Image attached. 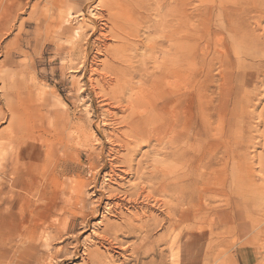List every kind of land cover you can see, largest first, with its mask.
<instances>
[{
  "label": "rangeland",
  "instance_id": "374dc122",
  "mask_svg": "<svg viewBox=\"0 0 264 264\" xmlns=\"http://www.w3.org/2000/svg\"><path fill=\"white\" fill-rule=\"evenodd\" d=\"M17 1L20 2L18 5L19 7L12 6L11 0H0V146L2 147H0V153L10 145V135L14 139L15 144L11 143V145L19 148L21 154L25 147L32 145L30 142L34 144L33 136H40L48 145L54 146L55 148L58 147L59 149L54 152L53 156L50 154L47 155L46 158L50 161L49 164L51 163L50 165L48 164L49 171L54 172L55 175L59 177V179L55 178L54 182L58 180L63 184L64 194H58L59 196L55 195L56 189L52 186V188L47 190V194H35L34 201L31 199L30 205L28 206L26 204L29 201L26 203L25 201L24 203L17 202L19 193L27 194L25 188L22 186V183L27 180V178L23 177L21 179L18 188L12 193V195L16 196L12 202L15 212L13 221L16 222L14 226L18 223V225H20L22 221L25 220L23 223L27 222L29 225H33V223L38 224L40 229L38 227L35 238L29 242L26 238L20 240L18 236V238L15 236L17 235L16 232L22 229H18L17 227L14 232L15 235L13 234L11 239L9 237L7 242L3 240L0 218V243L2 245H0V264H15L18 263L17 261L20 258L19 261H21V264H88L87 258L89 253L96 254L99 261L102 260L103 257L113 255L112 253L105 252L103 249L104 252L99 250L97 246L95 247L94 243L97 242L96 239L103 234V231L109 223L117 222L119 224L121 222L110 217L112 215L107 211L109 209L108 207H112L115 203L119 202L122 203L120 211H123L122 213L126 219H137V217L139 218V214L141 216V214L146 212L145 214L150 215L152 212L151 214L156 216L157 219L160 218V225H166L167 228H171V230L163 229L162 232H157V235L149 239L148 242L145 241V244L137 237L122 238V236H118V239L122 242V246L131 247V249L135 248V251L146 253V256L149 258L145 259V263H150L151 259H155L156 261L150 264H264V0H189L190 3L188 0L178 1L177 7L180 11L177 9L176 14L179 16L178 29L182 31H178L179 40L177 41L178 44L176 48V65L178 66L175 65L177 74H175L174 85H177L175 87V93H187V96H192L194 102V128L201 132L197 140V144H200H196L197 147L195 145L196 149L194 148V151L196 152L192 153L191 156L193 167L197 169V171L193 172L195 174V177H193L195 182L191 180V182L187 181L185 183L186 187L193 186L191 189H188V192L193 191L192 195L196 199L193 198L192 202L194 205L191 203L192 206L184 205L175 210L171 205V200L174 198L170 196L176 193L167 192V194L165 192L166 195L163 194L160 196L162 201L158 198L159 195L154 196L153 194L152 196L160 201L161 207H156V210L151 209V211L146 209L145 206H139L137 209L132 207L134 203H132L131 200L134 199V195L140 184H137V181L140 182L137 178H140V175L142 177H144V175L145 177L152 176L156 173L159 175L162 170H167L168 167L170 168L171 164L178 167L181 166L177 163V160H180L179 156L176 159H168L165 157L167 149H162L166 147L169 148L170 145L168 143L174 141V135L167 134L166 132L152 137L153 134L151 133V129L156 125L153 124V121H150L149 126L145 128L141 137H139L140 139H134L133 142H131L128 141L129 139H124V136L119 133L121 131L120 129L123 128H121V125H117V122L123 119L122 116L124 115H121L122 113L120 110L127 106L128 99H135V94H138L137 92H141L142 90L146 92L149 90L150 94L144 93V96L152 95L154 98L161 97L162 94L169 93V90H171V80L162 79L160 81L161 83H158L159 87H153L155 91L152 92V83L154 81L155 84H157L156 80L148 78L143 82V80L140 81V79L134 75V69H137L140 60L139 57L146 55V52L143 51L144 48L139 47L138 50L130 49L131 46H127V43H124L127 47L125 45L123 46V50L125 51L123 55L121 54V57L120 54L118 57L120 60L124 57L123 63H125L126 60L129 61L126 62L127 64L125 63L121 66L122 69L119 70L120 72L110 69L111 71L107 70V74L108 78L116 76L115 78L121 79L118 81L120 88L128 87V90H130L128 91L129 93L126 91L124 94V91L120 92L119 90L120 93L115 94L113 90H107V85L99 83L101 82L99 79L102 76H100V74L105 73L104 71L107 69L106 67L104 68L103 63L106 62L112 68L120 65L108 61L107 57L104 56L105 52L103 51L102 43H100L103 40L99 36L97 37L99 33L95 31V25L92 22L95 17L94 14L99 15V5L103 0ZM161 2L165 3V0H161ZM184 2L188 4L186 5ZM163 3L160 4L162 5ZM150 4L153 8L155 7V3L152 0H150ZM163 9L165 10H162L160 14L161 20L167 17V10L169 13V9H167L166 6H164ZM189 10H191L192 13ZM136 12L138 13L139 11ZM148 17L151 21L149 24H146V26H151L152 31H146V29H143L144 27L142 28L143 30H140L143 26L140 23H136L139 25L135 24V27L142 32L141 34L139 32L140 35L138 36L142 38H140V40L143 43L145 41V45L149 44L156 46L162 38V28L160 27L162 25L158 22L159 16L157 12L151 11ZM6 18L7 21H5V24L4 19ZM184 23L186 24L183 26ZM154 24L159 25L156 28ZM164 33L168 34L169 30L167 29ZM131 38L132 37H130V39ZM165 42L163 46L157 47L160 53L156 57V60L152 62L153 64L150 65L151 68L149 67L150 69H148L150 72H157L161 67H166L165 69L170 67V56H168V53L170 52L169 48L171 41L169 42L166 40ZM110 43L112 49L118 48L121 45L115 41ZM161 52L164 54H161ZM134 55L136 57H134ZM160 58L163 60H160ZM135 61L136 64H134ZM161 61H163L162 63L165 65L161 66ZM129 62L131 65L133 64V68H131V65L124 66L129 65ZM112 64H114L115 67H113ZM158 64H160L159 68ZM90 66L97 70V75L92 71L94 69L90 68ZM128 67L132 70L130 71ZM99 70H101V72ZM112 71L117 74L115 73V76L110 74ZM88 73L94 76L92 82L89 81L91 76ZM119 74H123V78H121L122 76ZM176 78L177 81H175ZM96 80L99 82H96ZM187 80L190 82L188 83ZM93 82L98 86L95 87ZM89 83L92 84V88ZM124 84L127 85L125 86ZM129 87L132 88L129 89ZM190 93L191 95H189ZM118 95L120 102L117 104ZM111 97L114 99L112 100ZM168 98H170V96H168ZM116 104L117 106H115ZM160 107L161 104H159L157 108L159 109ZM172 109L176 111V106ZM115 117L122 118L116 119ZM97 128L100 132L96 131ZM211 128L214 130L212 131ZM179 131L177 130L176 133H179ZM205 131L211 135L213 134L215 137L212 135L209 140L208 136L203 133ZM47 132H50V134ZM64 133L66 136L67 134L70 137L72 136V138H69L72 140L68 144H66V138L58 137V134ZM147 133H150V136ZM110 134L115 135L111 136ZM24 135L26 136V141ZM162 137L164 139H162ZM110 138L112 140H110ZM158 138L160 139L159 141ZM162 140H164V142ZM138 141L142 144H144V142L147 143L144 145L139 143V145ZM207 142L212 144L215 142L214 146L218 148L212 147V144H208ZM21 143H23V145ZM127 143L128 145L131 144L133 147L130 145L126 148L125 146ZM152 144H154V147ZM11 145L9 147H11ZM201 145L202 147H200ZM37 147L38 145H35L34 148H30L31 150L28 154L22 155V158L26 156V159L29 156L27 160H24V164L28 167L33 166V164L36 163L35 161L42 163L40 157L47 154L46 146L42 147L43 151ZM157 148L162 150L159 149L160 151L157 152L154 150ZM34 149H38L39 151L37 150L35 152ZM66 150H68V152ZM198 151L200 152L197 153ZM30 154H33V157H31ZM118 154L119 157L117 156ZM5 156L4 159L6 160L2 159L0 161V180L2 181L0 182V217L5 212V207H3L4 205L2 204L3 195L8 193V195L11 196L9 194L10 185H7L12 183V175L10 172V174L1 172V166L9 165L13 158L7 155ZM37 156L39 160H37ZM148 156H150V158ZM187 157L185 156V159H187ZM152 158L154 161H152ZM211 158L221 159L220 163L214 162L215 160ZM114 161H116V164ZM62 162L63 164H61ZM131 162L133 163L131 164ZM194 162L197 163L195 164ZM146 163L147 165H145ZM103 165L104 167H102ZM157 165H160V167ZM204 166H206L207 169ZM75 167L77 168L76 171ZM110 169L111 171H109ZM124 169L125 171H122ZM144 169H147V172L153 170V172L156 171V173L151 171L152 174L149 172V175ZM139 171L143 172L140 173ZM205 171L207 173H205ZM145 172L148 175H146ZM51 175L53 176V173H51ZM112 177L115 178L113 179ZM135 177L136 179H134ZM144 181L145 182L142 181L143 184L145 183L149 187V189L147 187V191L151 193V191H153L152 182L148 183L150 181L145 179ZM213 182L216 183L214 184ZM85 185L86 188H84ZM218 187L221 188L219 189ZM193 188L195 190H193ZM72 189L73 191H71ZM124 189L127 191L125 192ZM98 190L104 191H102V193ZM48 191L50 192L48 193ZM109 192L114 193V195L118 193L120 197L116 196L112 201L111 199L107 200L105 198L107 194L105 193ZM201 192L204 193L202 194ZM47 195L51 196L47 198ZM125 196H128L127 199H125ZM129 196L131 198H129ZM162 196L164 200L168 202L166 201L165 203ZM73 197H75L74 201H72ZM200 198H202V201ZM35 199L37 201H35ZM77 200L81 204L78 203ZM148 200L149 201L146 202L148 206L152 205L153 207L154 201L152 200L154 199ZM208 200H211V202ZM99 201L102 202L101 207H99ZM163 202L165 203L164 206L162 205L164 204ZM207 203L211 204V206ZM52 204H55L56 207L55 205L53 207ZM106 204L112 205L108 206ZM166 204H168L167 207ZM49 208L50 210H48ZM140 211L142 212L140 213ZM187 211L191 217L192 215L193 217L197 216V219L194 217V220H192L193 222H187V220L182 217V215H186ZM170 223H175L178 228L174 231L173 228L170 227ZM198 223L201 227L197 226ZM87 224H89V226H87ZM187 230L190 231V234L187 233ZM198 230L200 231L198 232ZM228 230L230 236L227 234ZM43 233L46 234L44 235ZM50 233H52V235ZM42 234L43 238L41 239L40 237ZM187 234L188 237L186 236ZM113 236L114 235H110V237ZM156 240L160 241L159 247L156 245ZM196 240L197 242H195ZM176 242L178 244H176ZM191 242H194L193 245ZM25 243H27V245ZM127 243L128 245L130 243V245H126ZM76 245L78 249L80 248L79 257L75 256V251L77 249ZM122 248L123 247H121V249ZM191 249L193 250L191 251ZM205 249H207V251ZM157 250L163 252L162 257L150 258L152 252H156ZM118 252L120 251L118 250ZM23 253L26 254L23 255ZM129 253L126 254L127 256L124 255V258L127 259ZM188 254L191 256L189 255L190 257H188ZM13 255L15 257H13ZM116 258H118V260H116ZM124 258L116 254L114 264H122ZM159 260H161V262Z\"/></svg>",
  "mask_w": 264,
  "mask_h": 264
},
{
  "label": "bare ground",
  "instance_id": "6f19581e",
  "mask_svg": "<svg viewBox=\"0 0 264 264\" xmlns=\"http://www.w3.org/2000/svg\"><path fill=\"white\" fill-rule=\"evenodd\" d=\"M154 3H155V7L153 8V6L150 4V0H103V2L99 5L100 7V9L98 10L99 11V15L98 14H94L95 15V17H94V19L92 20V22L94 23V25H95V31H97L99 34L97 35V37L99 36L103 41L102 42H100V43H102V48H103V51L105 52H103L105 55L104 56H106L107 57V59H108V61H110V62H112V63H114L115 62V64L116 63H118V64H120V65H118V66H114V64H112L113 65V67H115V68H112L110 65H108L106 62V65H105V63H103L104 64V68L106 67L107 69L104 71L102 68H100V69H102L105 73H103V74H100V81L101 82H99V81H97L96 80V82H99V83H103V85H107L108 87H107V90H113V92H115V94L117 93V94H119L120 92H122V91H124V94L126 93V91L128 92V91H130V90H128V87H123V88H120V86H119V82L118 81H120L121 79H118V78H115L116 76V72L117 71H119V70H121L122 69V65L123 64H125L126 62H128L126 59V62L125 63H123V59H124V57H123V59H119V57H118V55L120 54V57L123 55V52L125 51V50H123V46L125 45L126 46V44H124V43H127V46H131L130 47V49H139V47H143L144 49H143V51H145L146 53V55L144 56H141V57H139L140 58V60H139V63H138V67H137V69L135 70L134 69V71H135V73H134V75H136L139 79H140V81L141 80H143V82H144V80H147L148 78H150V79H153V80H156V82H157V84H155V82L153 81V86H152V92H154L155 91V89H153V87H155V88H158L159 87V82L163 79V80H165V79H169V81L171 80L172 81V83H171V81H170V86H171V90H169V93H164V94H162V96L161 97H158V98H154V97H152V95H143L144 93H149V90H148V92H146L145 90H142L141 92H137L138 94H135V96H134V98L135 99H128V101H127V106L126 107H124V106H122V107H124V108H122L121 110H120V112L122 113L121 115H124V116H122L123 117V119H122V121H120V122H117V125H121L122 127L121 128H123V129H120L118 132L120 133V134H122L123 136H124V139L126 138V139H129L128 141H131V142H133V140L134 139H140L139 137H141V135H142V133H143V131L145 130V128L146 127H148L149 126V124H150V121H153V124H155L156 126L155 127H153V129H151V128H148V129H151L152 131H151V133L153 134L152 135V137L153 136H157V135H159V134H162V133H166L167 132V134H173L174 136H173V138H174V141H170V140H168V141H170V143H168L170 146H169V148H162V149H167L166 150V152H165V157H167L168 159H170V158H177L178 156L180 157V160H177V163H179L181 166L180 167H178V166H175V165H172L171 164V166H170V168L168 167V169L167 170H162L161 171V173H159V175H157L158 173H156V171L155 172H153V170H151L153 173H156L155 175H152V176H147V177H145V175H144V177H142L141 175H140V178H137V179H139V181L140 182H138L137 181V184H139L138 185V190L136 191V193H135V191H134V193H135V195H134V193H133V195L135 196L134 197V199H132L131 200V202L132 203H134V205L132 206L134 209H137L139 206H145V208L146 209H149L150 211H151V209H155L156 207L158 208V207H161V203H160V201H158V199H156L154 196L155 195H159L158 196V198L161 200V198H160V196L161 195H163V194H165L166 195V193L167 192H172V193H176L177 194V196H176V194L175 195H173V196H170V197H173L174 199L173 200H171V205H172V207H174L175 208V210L177 209V208H181V206H184V205H190V206H192V204L191 203H193L192 201H193V198H195V197H193V195H192V192H188V189H191V187H193V186H191V187H186L185 186V183L187 182V181H190L191 182V180L192 181H194V179H193V177H195V174L193 173L194 171H197V169H195V167H193L194 165L192 164V160H191V156H192V153H194V152H196V151H194L196 148H195V145L197 144V140H198V136L201 134V132H199V130L197 131V130H195V128H194V111H193V99H192V96H187L186 94H182V93H175V87L177 86H175L174 84V79H175V74H177V68L175 67V65H176V59H177V51H176V48H177V41L179 40L178 39V31H182L181 29H178V18H179V16H177L178 14H176V10L178 9V1L179 0H165V3H163V2H161V0H152ZM189 1V0H188ZM183 2V1H182ZM186 2V1H185ZM184 2V3H185ZM19 3L20 2H18L17 0H11V5L12 6H17V7H19L18 5H19ZM160 3H163L162 5L160 4ZM180 3V2H179ZM189 3H190V1H189ZM90 4V3H89ZM186 4V3H185ZM188 4V3H187ZM186 4V5H187ZM21 5V4H20ZM182 5H183V3H182ZM191 5H192V3H191ZM190 5V6H191ZM164 6H166L167 7V9H169V13H168V10H167V19L166 18H163V20H161L160 19V14H161V12H162V10H165V9H163V7ZM181 6V5H180ZM185 6V5H184ZM30 7V6H29ZM183 7V6H182ZM184 8V7H183ZM183 8H182V11H183ZM186 8V7H185ZM189 8V7H188ZM187 8V9H188ZM8 9V8H7ZM85 9V8H84ZM190 9V8H189ZM6 11H8V10H6ZM136 11H139L138 13L136 12ZM151 11H155V12H157V14H158V18H159V23H160V25H162V26H160L162 29V31H161V35H162V38H161V40H160V42L159 41H157V42H159L158 43V45H154V46H152V45H145L144 43H145V41H144V43L140 40V38H139V36L138 35H140L142 32L140 31V30H143V29H146V31H150L151 29H152V27L151 26H146V24H149L150 23V21H151V19L148 17V14L151 12ZM178 11H180V9H178ZM189 11H191V10H189ZM188 11V12H189ZM9 12V11H8ZM164 12V11H163ZM98 13V12H97ZM135 13H136V15H135ZM187 13V12H186ZM191 13H192V11H191ZM4 14H5V12H4ZM180 14H181V12H180ZM6 15V14H5ZM153 15H155V14H153ZM188 15V14H187ZM193 15V14H192ZM183 16V15H182ZM184 16H186V15H184ZM189 16V15H188ZM187 16V17H188ZM181 17V16H180ZM9 18V17H8ZM97 19V20H96ZM189 19V18H188ZM9 20V19H8ZM153 20H155V19H153ZM184 20H187V19H184ZM5 21H7V18L6 19H4V23H5ZM183 21V20H182ZM188 21V20H187ZM186 21V22H187ZM157 22V21H156ZM183 22H185V21H183ZM8 23H9V21H8ZM136 23H140L141 25H143L141 28H140V30L139 29H136V27H135V24ZM181 23V22H180ZM6 24V23H5ZM4 24V25H5ZM153 24V23H152ZM186 23H184L183 24V26L185 25ZM136 25H139V24H136ZM154 25H156V24H154ZM159 25V24H158ZM158 25H156V28H157V26ZM144 27V28H143ZM180 27V26H179ZM2 28V27H1ZM143 28V29H142ZM154 28V27H153ZM155 28V29H156ZM180 28H182V27H180ZM190 28V27H189ZM169 30V33L167 34H165L164 33V31H166V30ZM160 30V29H159ZM187 30V29H186ZM185 30V31H186ZM189 30V29H188ZM94 31V30H93ZM94 31V32H95ZM152 31V30H151ZM156 31V30H155ZM184 31V30H183ZM9 32V31H8ZM8 32H6V33H8ZM139 32H140V34H139ZM145 32V31H144ZM5 33V32H4ZM91 33V32H90ZM154 33V32H153ZM157 33V32H156ZM181 33V32H180ZM190 33V32H189ZM148 34H149V32H148ZM143 35V34H142ZM158 35V34H157ZM2 36V35H1ZM147 36H149V35H147ZM150 36H151V34H150ZM190 36V35H189ZM3 37H4V34H3ZM95 37V36H94ZM96 37V38H97ZM130 37H132L131 39H133V40H131L130 39ZM145 37V36H144ZM191 37H192V34H191ZM147 38V37H146ZM149 38V37H148ZM142 39V38H141ZM171 41V45H170V52L168 53L169 55L168 56H170V59H169V64H171L170 65V67L169 68H167V69H165L166 67H161L160 68V70H158L157 72H155L154 70H152V71H154V72H150L148 69H150L151 67H150V65H152L153 63L152 62H154L155 60H156V57L158 56V54L160 53V50H158V48L157 47H160V46H163L166 42L165 41ZM113 41H115V42H118V44L120 45L118 48L116 47L115 49H112V45H111V43L110 42H113ZM125 41V42H124ZM154 41V40H153ZM152 41V42H153ZM147 42H148V40H147ZM180 42V41H179ZM149 43V42H148ZM115 44V43H114ZM117 44V45H118ZM157 44V43H156ZM116 45V46H117ZM126 46V47H127ZM181 46V45H180ZM165 47V46H164ZM85 48V47H84ZM156 48V49H155ZM179 48V47H178ZM124 49H125V47H124ZM154 50H155V52H154ZM168 50V49H167ZM177 50H179V49H177ZM102 51V50H101ZM129 51V50H128ZM142 51V50H141ZM143 51H142V53H143ZM162 51V50H161ZM166 51V50H165ZM78 52V51H77ZM99 52H100V50H99ZM140 52V51H139ZM138 52V53H139ZM168 52V51H167ZM137 53V54H138ZM141 53V52H140ZM141 53V54H142ZM122 54V55H121ZM125 54V53H124ZM135 54V53H134ZM161 54H164L163 52H161ZM160 54V55H161ZM167 54V53H166ZM125 55H127V54H125ZM140 55V54H139ZM154 55V56H153ZM179 55V54H178ZM104 56H102V57H104ZM131 56V55H130ZM133 56V55H132ZM180 56V55H179ZM89 57V56H88ZM129 57V56H128ZM134 57H136L135 55H134ZM134 57H132L133 59H135ZM183 57V56H182ZM186 57V56H185ZM130 58V57H129ZM164 58V57H163ZM96 59V58H95ZM132 59V60H133ZM166 59H167V57H166ZM166 59H164V60H166ZM188 59V58H187ZM253 59V58H252ZM94 60V59H93ZM92 60V61H93ZM106 60V59H105ZM136 60H138V59H136ZM158 60V59H157ZM160 60H163V59H161L160 58ZM179 60V59H178ZM90 61V60H89ZM97 61H98V59H97ZM163 61H161V63H162ZM96 63V62H95ZM158 63V62H157ZM156 63V64H157ZM165 63V62H164ZM83 64H84V62H83ZM127 64V63H126ZM134 64H136V61H135V63ZM167 64H168V62H167ZM168 64V65H169ZM177 64H178V61H177ZM117 65V64H116ZM131 64H130V62H129V65H124V66H130ZM159 66H158V68L160 67V64H158ZM163 65H165V64H161V66H163ZM101 66V65H100ZM99 66V67H100ZM154 66V65H153ZM167 66V65H166ZM176 66H178V65H176ZM150 67V68H149ZM90 68H92L91 66H90ZM129 68V67H128ZM131 68H133V64L131 65ZM134 68H135V66H134ZM92 69H94V70H92ZM91 70L94 72V73H96L97 72V70H95V68H92ZM97 69V68H96ZM113 70V71H116L115 73H113V71L112 72H110V74H113L115 77H112V78H108V71L107 70ZM125 69V68H124ZM110 70V71H111ZM129 70L131 71L132 69H130L129 68ZM157 70V69H156ZM100 72H101V70H99ZM107 71V72H106ZM178 71H180V70H178ZM87 72V71H86ZM91 72V71H90ZM89 72V73H90ZM92 72V73H93ZM99 72V73H100ZM120 72V71H119ZM129 72V71H128ZM127 72V73H128ZM88 73V74H89ZM98 73V72H97ZM97 73H96V75H97ZM131 73H133V72H131ZM179 74V73H178ZM90 75V74H89ZM92 75V74H91ZM90 75V76H91ZM119 75H121V74H119ZM123 75V74H122ZM121 75V76H122ZM127 75V74H126ZM99 76V75H98ZM177 76V75H176ZM180 76V75H179ZM82 77V76H81ZM121 78H123V76L121 77ZM165 78V79H164ZM178 78V77H177ZM177 78H176V80L175 81H177ZM93 79H94V76H91L90 77V80L89 81H93ZM116 79H118V80H116ZM5 80V79H4ZM189 80V79H188ZM187 80V82L189 83L190 81H188ZM88 81V82H89ZM124 81H126V80H124ZM152 81V80H151ZM130 82V81H129ZM133 82V81H132ZM149 82V81H148ZM147 82V83H148ZM163 82V81H162ZM125 83V82H124ZM161 83V82H160ZM169 83V82H168ZM93 84H95V82H93ZM132 84V83H131ZM143 84V83H142ZM177 84V83H176ZM5 85V84H4ZM89 85H91V88H92V84L91 83H89ZM100 85V84H99ZM125 86L127 85V84H124ZM128 85H129V83H128ZM148 85H150V84H148ZM147 85V86H148ZM96 86H98V85H96L95 84V87ZM102 86V85H101ZM130 86V85H129ZM142 86V85H141ZM163 86V85H162ZM165 87H167V86H165ZM6 88V87H5ZM90 88V87H89ZM93 88H94V86H93ZM104 88H105V86H104ZM132 87H129V89H131ZM164 89V88H163ZM119 90H120V92H119ZM151 90V89H150ZM165 90V89H164ZM166 90L168 91V89L166 88ZM176 90H177V88H176ZM189 90V89H188ZM187 90V91H188ZM93 91V90H92ZM108 92V91H107ZM112 92V91H111ZM151 92V91H150ZM177 92V91H176ZM129 93V92H128ZM158 93H160V92H158ZM97 94V93H96ZM114 94V95H115ZM150 94V93H149ZM155 94V93H154ZM112 95H113V93H112ZM172 95H174V96H172ZM189 95H191V93L189 94ZM100 96V95H99ZM109 96V95H108ZM116 96V95H115ZM131 96V95H130ZM168 96H170V98H172V99H170V98H168ZM216 96V95H215ZM114 97V96H113ZM124 97H125V95H124ZM184 97V98H183ZM116 98V97H115ZM111 99L113 100L114 98H112L111 97ZM123 99V98H122ZM229 99V98H228ZM103 100V99H102ZM117 100V99H116ZM111 101V100H110ZM118 102H120L119 101V95H118V101H117V104H118ZM123 102V101H122ZM115 103V102H114ZM113 103V104H114ZM126 103V102H125ZM14 104H15V102H14ZM104 104V103H103ZM117 104L115 105V106H117ZM159 104H161V107L158 109L157 107H158V105ZM5 105V104H4ZM17 105V104H16ZM109 105V104H108ZM174 106H176V111L175 110H173L172 108L174 107ZM7 107V106H6ZM120 107V106H119ZM116 109H117V107H116ZM113 110H114V108H113ZM9 111V110H8ZM109 111V110H108ZM112 111V110H111ZM17 112V111H16ZM119 112V111H118ZM9 113H11V112H9ZM109 115H111L110 113H108ZM113 115H114V113H113ZM211 115V114H210ZM29 116V115H28ZM26 117V116H25ZM110 117V116H109ZM114 117V116H113ZM121 117V118H122ZM226 117V116H225ZM116 118V117H115ZM118 119L120 118V117H117ZM116 118V119H117ZM120 118V119H121ZM2 119V118H1ZM115 119V120H116ZM98 120V119H97ZM264 120V119H263ZM18 122V121H17ZM103 123V122H102ZM105 123V122H104ZM113 123V122H112ZM200 123H202V122H200ZM69 125V124H68ZM103 125V124H102ZM106 125V124H105ZM75 126H76V124H75ZM70 128H71V126H70ZM214 128V127H213ZM32 129V128H31ZM212 129V128H211ZM225 129V128H224ZM177 130L179 131V133H176L177 132ZM214 129H212V131H213ZM218 130V129H217ZM223 130V129H222ZM28 131H29V129H28ZM77 131V130H76ZM97 132H100L99 131V129L97 128V130H96ZM103 131V130H102ZM147 131V130H146ZM209 131V130H208ZM219 131H220V129H219ZM18 132H19V130H18ZM51 132V131H50ZM50 132H47L48 134H50ZM78 132V131H77ZM147 132H149V131H147ZM211 132V131H210ZM32 133V132H31ZM115 133V132H114ZM204 134H206L207 136H208V138H209V140L211 139V137H212V135L210 134V133H207L206 131L205 132H203ZM34 134V133H33ZM36 134V133H35ZM73 134V133H72ZM77 134V133H76ZM79 134H80V132H79ZM109 134V133H108ZM148 134V133H147ZM150 134V133H149ZM148 134V135H149ZM178 134V135H177ZM220 134V133H219ZM218 134V135H219ZM223 134V133H222ZM26 135V134H25ZM24 135V137H25V141H26V136ZM52 135V134H51ZM74 135V134H73ZM111 136L113 135V134H110ZM115 135V134H114ZM113 135V136H114ZM121 135V136H122ZM175 135H177V136H175ZM118 136V135H117ZM150 136V135H149ZM149 136H147V137H149ZM164 136V135H163ZM214 136V135H213ZM221 136V135H220ZM223 136V135H222ZM34 137V144L32 143V142H30V140H29V142L32 144H30L31 146H29V147H25L24 149H23V151H22V154H21V150L19 149V148H16L14 145V139L12 138V136L10 135L9 136V138H10V141H11V143H13L14 145L12 146L11 145V143H10V145H11V147H9L10 145H8V148H5L4 150H3V152L2 153H0L1 154V156H0V161L2 160V159H4L6 156L5 155H7V156H10L11 158H13L11 161H10V163H9V165H6V166H1L2 167V170H1V172H3V173H5V172H7V173H11V175H12V183H11V180H10V183L11 184H8L7 182V186H9L10 185V187H9V194L11 195V196H9L8 195V193L7 194H5V195H3V197H2V204L4 205L3 207H5L4 209H5V212L2 214V216L0 217L1 218V232H2V236H3V240L4 241H7V239L10 237V239L12 238V235L14 234V232L16 231V229H17V227H18V229L19 228H22L21 230H18L16 233H17V235H15L16 237L18 236L19 238H20V240L21 239H27L29 242H31V240H33L34 238H35V236H36V231H37V229H38V227H39V225L38 224H34L33 223V225H29L27 222L26 223H23L25 220H23L22 221V223L20 224V225H16V226H14L15 224H16V222H14L13 221V219H14V214H15V212H14V206H13V204H12V202L14 201V197L16 198V196L15 195H12V193L14 192V190L16 189V188H18V185H19V183H21V179L23 178V177H26L27 178V180H25L23 183H22V186L25 188V190H26V192H27V194H22V193H19V195H18V197H17V202H23L24 203V201H25V203L26 202H28L26 205H30V200L31 199H33V201H34V196H36L35 194H42V195H44L46 192H47V190H49V188H52V186H54L55 187V189H56V192H55V195H58V194H60V195H62V194H64V186H63V184L60 182V181H56V182H54V180H55V178H57V179H59V177H58V175H55V173L54 172H51V171H49V168H48V164H49V162L50 161H48V159L46 158L47 157V155H54V152L55 151H57L59 148L58 147H54V146H51V145H48L47 143H46V141L45 140H43L42 139V137H40V136H33ZM58 137H60V138H66V144H68V143H70L71 142V140L72 139H69V138H72V136L70 137L68 134H67V136H66V134L64 133V134H58ZM102 137H104V136H102ZM110 137V136H109ZM108 137V138H109ZM215 137V136H214ZM28 138V137H27ZM46 138V137H45ZM107 138V137H106ZM113 138V137H112ZM122 138V137H121ZM151 138V137H150ZM168 138V137H167ZM18 139V138H17ZM22 139V138H21ZM51 139V138H50ZM149 139V138H148ZM155 139V138H154ZM162 139H164L163 137H162ZM213 139V138H212ZM215 139V138H214ZM217 139V138H216ZM23 140V139H22ZM108 140V139H107ZM110 140H112L111 138H110ZM142 140V139H141ZM160 139L158 138V141H159ZM166 140V139H165ZM24 141V140H23ZM28 141V140H27ZM109 141V140H108ZM125 141H127V140H125ZM144 141H146V140H144ZM148 141V140H147ZM163 142H164V140H162ZM167 141V142H168ZM207 141V140H206ZM217 141V140H216ZM8 142V141H7ZM17 142V141H16ZM21 142V141H20ZM61 142V141H60ZM110 142V141H109ZM135 142V141H134ZM166 142V143H167ZM199 142H201V141H199ZM204 142H205V140H204ZM210 142H212V141H210ZM208 143V144H212V143ZM219 142V141H218ZM217 142V143H218ZM73 143V142H72ZM119 143H121V142H119ZM140 143V141H138V144ZM142 143H143V140H142ZM142 143H140V144H142ZM147 143V142H146ZM145 142H144V144H146ZM221 143H222V141H221ZM224 143V142H223ZM4 144V143H3ZM2 144V145H3ZM18 144V143H17ZM22 145H23V143H21ZM24 144H26V143H24ZM139 144V145H140ZM144 144H142V145H144ZM155 144V143H154ZM154 144H152L153 145V147H154ZM200 143H198L197 145H199ZM206 144V143H205ZM214 144H215V142L212 144V147L214 146ZM219 144V143H218ZM37 146L38 145V147H39V149H41L42 150V147H44V146H46L47 148H46V153L47 154H45V155H42L40 158H41V160H42V163H38L37 161H35V159H34V161L36 162V163H34L33 164V166H31V167H28L26 164H24V160L26 159L25 157H23L22 158V155H24V154H28L29 152H30V148H34V146ZM118 145V144H117ZM131 144H129L128 145V143L126 144V148L128 147V146H130ZM150 145V144H149ZM151 145V146H152ZM162 145H163V143H162ZM162 145H160V146H162ZM197 145H196V147H197ZM221 145H223V144H221ZM70 146V145H69ZM132 146V145H131ZM136 146V145H135ZM165 146V145H164ZM1 147V146H0ZM4 147H5V145H4ZM7 147V146H6ZM37 147V148H38ZM124 147V146H123ZM124 147V148H125ZM133 147V146H132ZM200 147H202V145L200 146ZM216 146H214V148H215ZM2 148V147H1ZM0 148V149H1ZM72 148V147H71ZM195 148V149H194ZM199 148V147H198ZM197 148V149H198ZM216 148H218V147H216ZM45 149V148H44ZM67 149V148H66ZM116 149V148H115ZM118 149V148H117ZM160 149V148H159ZM158 148L157 149H154L155 151H157V152H159L160 150H162V149H160L159 150ZM202 149V148H201ZM38 150V149H37ZM37 150H35L34 149V151L36 152ZM69 150V149H68ZM68 150H66L67 152H68ZM102 150V149H101ZM121 150V149H120ZM129 150H131V149H129ZM199 150V149H198ZM39 151V150H38ZM43 151V150H42ZM41 151V152H42ZM111 151V150H110ZM114 151V150H113ZM60 152V151H59ZM61 152H63V151H61ZM89 152V151H88ZM125 152V151H124ZM132 152V151H131ZM130 152V153H131ZM140 152H141V150H140ZM200 151H198L197 153H199ZM38 153V152H37ZM117 153V152H116ZM121 153V152H120ZM138 153V152H137ZM163 153V152H162ZM202 153V152H201ZM200 153V154H201ZM34 154V153H33ZM32 154V155H33ZM112 154V153H111ZM110 154V155H111ZM155 154V153H154ZM185 154H187L188 155V157H187V155H185ZM31 155V154H30ZM31 155V157H33ZM71 155V154H70ZM102 155V154H101ZM132 155H133V153H132ZM159 155V154H158ZM163 155V154H162ZM204 155V154H203ZM36 156V155H35ZM72 156V155H71ZM75 156V155H74ZM118 157H119V154L117 155ZM147 156V155H146ZM157 156V155H156ZM185 156L187 157V159H185ZM199 156V155H198ZM207 156V155H206ZM29 157V156H28ZM28 157H27V159H28ZM30 157V158H31ZM49 157V156H48ZM111 157V156H110ZM109 157V158H110ZM113 157V156H112ZM123 157V156H122ZM121 157V158H122ZM130 157H131V155H130ZM134 157V156H133ZM145 157V156H144ZM149 158H150V156H148ZM159 157V156H158ZM158 157H157V159H158ZM200 157H201V155H200ZM211 157H212V155H211ZM36 158V157H35ZM105 158V157H104ZM114 158V157H113ZM148 158V159H149ZM197 158H199V157H197ZM206 158V157H205ZM207 158H209V157H207ZM10 159V158H9ZM26 159V160H27ZM52 159V158H51ZM112 159V158H111ZM115 159V158H114ZM124 159V158H123ZM200 159V158H199ZM211 159H213V158H211ZM258 159V158H257ZM4 160H6V159H4ZM21 160H23V161H21ZM37 160H39L38 159V156H37ZM40 160V161H41ZM67 160V159H66ZM129 160H132V159H129ZM160 160H161V158H160ZM197 160V159H196ZM202 160V159H201ZM205 160V159H204ZM213 160H215L214 162H219L220 163V160L221 159H213ZM8 161V160H7ZM33 161V160H32ZM62 161V160H61ZM103 161V160H102ZM109 161V160H108ZM108 161H106V162H108ZM111 161V160H110ZM138 161H139V159H138ZM141 161H143V160H141ZM147 161V160H146ZM152 161H154L153 160V158H152ZM166 161V160H165ZM206 161H207V159H206ZM205 161V162H206ZM44 162V163H43ZM58 162V161H57ZM76 162V161H75ZM75 162H73V163H75ZM115 162V164H116V161H114ZM114 162H113V164H114ZM137 162V161H136ZM149 162H151V161H149ZM155 162H157V161H155ZM158 162H160V161H158ZM261 162V161H260ZM53 163V162H52ZM124 163V162H123ZM129 163V162H128ZM127 163V164H128ZM133 162H131V164H132ZM195 163V162H194ZM197 163V162H196ZM195 163V164H196ZM209 163V162H208ZM211 163H213V162H211ZM263 163V162H262ZM51 164V163H50ZM49 164V165H50ZM61 164H63V162L61 163ZM77 164H79V163H77ZM122 164V163H121ZM130 164V165H131ZM137 164H138V162H137ZM149 164V163H148ZM156 164V163H155ZM161 164V163H160ZM164 164V163H163ZM203 164V163H202ZM215 164V163H214ZM93 165V164H92ZM91 165V166H92ZM105 165H106V163H105ZM111 165V164H110ZM119 165V164H118ZM124 165V164H123ZM126 165V164H125ZM130 165H129V167H130ZM141 165H142V163H141ZM140 165V166H141ZM145 165H147V163L145 164ZM145 165H144V167H145ZM204 165V164H203ZM209 165V164H208ZM52 166V165H51ZM67 166V165H66ZM116 166V165H115ZM158 167H160V165H157ZM197 166V165H196ZM198 166H199V164H198ZM210 166V165H209ZM71 167V166H70ZM102 167H104V165L102 166ZM124 167V166H123ZM134 167V166H133ZM139 167V166H138ZM150 167V166H149ZM148 167V168H149ZM204 167H206V166H204ZM203 167V168H204ZM211 167H212V165H211ZM8 168V169H7ZM55 168H56V166H55ZM60 168V167H59ZM66 168V167H65ZM78 168H80V167H78ZM114 168H116V167H114ZM114 168H112V169H114ZM141 168H143V167H141ZM179 168V169H178ZM196 168H198V167H196ZM202 168V167H201ZM210 168V167H209ZM1 169V168H0ZM7 169V170H6ZM62 169H63V167H62ZM76 167H75V171H76ZM126 169V168H125ZM125 169L124 170H122V171H125ZM133 169V168H132ZM152 169H154V168H152ZM199 169H200V167H199ZM198 169V170H199ZM206 169H207V167H206ZM222 169V168H221ZM220 169V170H221ZM224 169V168H223ZM6 170V171H5ZM57 170V169H56ZM65 170V169H64ZM100 170V169H99ZM136 170V169H135ZM149 170V169H148ZM205 170V169H204ZM66 171V170H65ZM109 171H111V169L109 170ZM114 171V170H113ZM121 171V170H120ZM130 171V170H129ZM144 171H146L147 172V169L145 170L144 169ZM151 171H149V172H151ZM212 171H214V170H212ZM61 172V171H60ZM96 172V171H95ZM94 172V173H95ZM127 172H128V170H127ZM126 172V173H127ZM136 172V171H135ZM135 172H134V174H135ZM140 173L141 172H143V171H139ZM145 172V173H146ZM149 172H147V173H149ZM152 172H151V174H152ZM202 172H204V171H202ZM227 172V171H226ZM9 173V174H10ZM51 173H53V176L51 175ZM99 173V172H98ZM129 173H131V172H129ZM128 173V174H129ZM145 173H143V174H145ZM146 173V175H148ZM205 173H207L206 171H205ZM61 174V173H60ZM109 174V173H108ZM137 174L139 175V173L137 172ZM209 174V173H208ZM212 174V173H211ZM24 175V176H23ZM73 175V174H72ZM111 175V174H110ZM121 175V174H120ZM122 175H124V174H122ZM149 175H150V173H149ZM213 175H216V174H213ZM4 176H5V174H4ZM118 176V175H117ZM203 176V175H202ZM207 176V175H206ZM209 176V175H208ZM7 177V176H6ZM11 177V176H10ZM64 177V176H63ZM116 177V176H115ZM114 177V178H115ZM126 177V176H125ZM227 177V176H226ZM52 178H53V180H52ZM62 178V177H61ZM60 178V179H61ZM67 178V177H66ZM107 178V177H106ZM113 178V177H112ZM113 178V179H114ZM120 178H122V179H124L123 177H120ZM203 178V177H202ZM228 178V177H227ZM119 179V178H118ZM134 179H136V177L134 178ZM144 179L145 180H149L150 182H148V183H151L152 182V188H153V191H151V193L149 192V191H147V187H148V185H146L145 183V185L143 184V182H145L144 181ZM196 179V178H195ZM108 180V179H107ZM116 180V179H115ZM114 180V181H115ZM121 180V179H120ZM200 180V179H199ZM143 181V182H142ZM159 181V182H158ZM0 182H2L1 180H0ZM43 182V183H42ZM147 182V181H146ZM195 182V181H194ZM193 182V183H194ZM202 182V181H201ZM4 183V182H3ZM96 183H98V182H96ZM112 183H113V181H112ZM115 183L117 184V182L115 181ZM121 183V182H120ZM193 183H192V185H193ZM203 183H204V181H203ZM214 183V182H213ZM216 183V182H215ZM214 183V184H215ZM5 184V183H4ZM136 184V185H137ZM86 185H87V183H86ZM86 185H85V187L84 188H86ZM89 185V184H88ZM96 185V184H95ZM102 185V184H101ZM132 185V184H131ZM191 185V184H190ZM198 185V184H197ZM109 186V185H108ZM201 186V185H200ZM209 186V185H208ZM227 186V185H226ZM229 186V185H228ZM93 187V186H92ZM123 187V186H122ZM133 187H134V185H133ZM206 187V186H205ZM79 188V187H78ZM137 188V187H136ZM210 188V187H209ZM219 188V187H218ZM221 188V187H220ZM219 188V189H220ZM7 189V188H6ZM81 189V188H80ZM99 189V188H98ZM132 189V188H131ZM130 189V190H131ZM148 189H149V187H148ZM82 190H83V188H82ZM93 190H94V188H93ZM125 190V189H124ZM136 190V189H135ZM193 190H195L194 188H193ZM71 191H73V189L71 190ZM99 191V190H98ZM102 191H104V190H102ZM102 191H99V192H102ZM123 191V190H122ZM127 190H125V192H126ZM50 191H48V193H49ZM85 192V191H84ZM83 192V193H84ZM96 192H97V190H96ZM107 192V191H106ZM116 192H118V191H116ZM131 192V191H130ZM129 192V193H130ZM147 192H149V193H147ZM166 192V193H165ZM195 192V191H194ZM103 193V192H102ZM119 193V192H118ZM118 193L117 194H115L114 195V193H112V192H109V193H105V194H107V195H105V198L107 199V200H109V199H111V201H112V199L113 198H115L116 196H119L118 195ZM121 193V192H120ZM199 193V192H198ZM202 193V192H201ZM204 193V192H203ZM202 193V194H203ZM210 193V192H209ZM230 193V192H229ZM233 193V192H232ZM0 194H1V192H0ZM47 194V193H46ZM127 194H128V192H127ZM154 194V196H152ZM168 194V193H167ZM219 194V193H218ZM31 195V196H30ZM37 195V196H38ZM70 195V194H69ZM72 195V194H71ZM76 195V194H75ZM95 195V194H94ZM122 195V194H121ZM196 195V194H195ZM197 195H199V194H197ZM206 195V194H205ZM210 195V194H209ZM212 195H213V193H212ZM236 195V194H235ZM235 195H233V196H235ZM32 196H33V198H32ZM51 196V195H50ZM50 196H48L47 195V198L48 197H50ZM59 196V195H58ZM78 196H80V195H78ZM107 196V197H106ZM130 196H132V195H130ZM129 196V198H131ZM175 196V197H174ZM206 196H208V195H206ZM225 196V195H224ZM237 196V195H236ZM64 197V196H63ZM120 197V196H119ZM126 197V196H125ZM128 197V196H127ZM127 197L125 198V199H127ZM169 197V196H168ZM197 197V196H196ZM199 197H201V196H199ZM202 197H203V195H202ZM217 197V196H216ZM226 197V196H225ZM46 198V197H45ZM59 198V197H58ZM74 198L75 197H73V200L72 201H74ZM97 198H98V196H97ZM162 198H163V196H162ZM214 198V197H213ZM78 199L80 200V198L78 197ZM101 199V198H100ZM148 199H154V200H152V201H154V205H153V207H152V205H150V206H148V204L146 203L147 201H149ZM196 199V198H195ZM205 199H206V197H205ZM47 200V199H46ZM65 200V199H64ZM63 200V201H64ZM98 200V199H97ZM122 200V199H121ZM198 200V199H197ZM197 200H196V202H197ZM200 200L202 201V198H200ZM207 200V199H206ZM35 201H37L36 199H35ZM101 201H102V199H101ZM101 201H99V207H101ZM114 201V200H113ZM126 201V200H125ZM162 201V200H161ZM163 201L166 203V201L164 200V198H163ZM200 201V202H201ZM209 201V200H208ZM207 201V202H208ZM213 201V200H212ZM228 201V200H227ZM77 202L78 203H80L78 200H77ZM129 202V201H128ZM163 202V203H164ZM168 202V201H167ZM209 202H211V200L209 201ZM32 203V202H31ZM59 203V202H58ZM76 203V202H75ZM143 203H145V204H143ZM165 203L164 204H162L163 206L165 205ZM204 203H205V200H204ZM81 204V203H80ZM80 204H78V205H80ZM96 204V203H95ZM169 204V203H168ZM168 204H166V207H167V205ZM198 204V203H197ZM207 204H209V203H207ZM228 204V203H227ZM35 205H36V203H35ZM53 205V204H52ZM55 205V204H54ZM54 205H53V207H54ZM106 205H108V206H110V205H112V204H106ZM121 205H122V203H115L114 204V206H112V207H108L109 209L107 210V211H109L110 212V215H112V216H110V217H113L114 219H116V220H118V221H121L119 224L117 223V222H115V223H109L107 226H106V228H105V230L103 231V230H101V231H103V234H101L100 236H98V238L96 239L97 240V242L96 243H94V245H95V247L97 246V248L99 249V250H104L105 252H109V253H112L113 255H111V256H106V257H103V259L102 260H98V256L96 255V254H94V253H89V255H88V258H87V256H86V258H87V263L88 264H114V262H115V260H114V258H115V255L116 254H118L119 255V257H121V258H124V255H126V254H128L130 251V253H129V256L127 257V259L126 258H124L121 262H122V264H150V263H154L156 260L155 259H151V261H150V263H145V259H147V258H149V257H147L146 256V253H141L140 251H135V248H133V249H131V247L130 248H128V247H124V246H122V242H121V240H119L118 239V236H122V238L123 237H125V238H129V237H137V238H139L140 239V241L143 243V244H145V241H147L148 242V240L149 239H151V238H153L154 236H156L157 234V232H159V231H161L162 232V230L164 229H169V227L167 228V226L165 225H160V223L159 222H161L159 219H157L156 218V216H154L153 214H151L150 213V215H147V214H145V213H143V214H141V216H140V214H139V218L137 217V219H126V217L124 216V214L120 211L121 210ZM170 205V206H171ZM193 205H194V203H193ZM210 206H211V204H209ZM24 206H25V204H24ZM61 206V205H60ZM198 206V205H197ZM228 206V205H227ZM2 207V208H3ZM35 207V206H34ZM46 207V206H45ZM52 207V206H51ZM55 207H56V205H55ZM76 207H78V206H76ZM75 207V208H76ZM107 207V206H106ZM129 207V206H128ZM166 207H164V208H166ZM186 207V206H185ZM196 207V206H195ZM199 207V206H198ZM228 207H230V206H228ZM63 208V207H62ZM83 208V207H82ZM127 208V207H126ZM156 208V209H157ZM163 208V209H164ZM170 208V207H169ZM55 209V208H54ZM92 209V208H91ZM94 209V208H93ZM125 209V208H124ZM155 209V210H156ZM39 210V209H38ZM42 210V209H41ZM48 210H50V208L48 209ZM56 210V209H55ZM80 210V209H79ZM82 210V209H81ZM102 210H103V208H102ZM161 210V209H160ZM198 210V209H197ZM202 210H203V208H202ZM92 211H95V210H92ZM134 211V210H133ZM143 211V210H142ZM142 211H140V213L142 212ZM165 211V210H164ZM192 211V210H191ZM199 211V210H198ZM230 211V210H229ZM83 212V211H82ZM99 212V211H98ZM104 212V211H103ZM194 212H196V211H194ZM200 212V211H199ZM84 213V212H83ZM83 213H82V218H83ZM88 213H89V210H88ZM88 213H87V215H88ZM149 213V212H148ZM164 213V212H163ZM171 213V212H170ZM173 213V212H172ZM201 213V212H200ZM23 214V213H22ZM24 214H26V213H24ZM50 214V213H49ZM58 214V213H57ZM60 214H62V213H60ZM80 214V213H79ZM98 214V213H97ZM107 214V213H106ZM129 214H130V212H129ZM132 214V213H131ZM168 214V213H167ZM59 215V214H58ZM86 215V214H85ZM94 215V214H93ZM103 215H105V214H103ZM166 215V214H165ZM173 215V214H172ZM197 215V214H196ZM204 215V214H203ZM26 216V215H25ZM200 216V215H199ZM207 216V215H206ZM209 216V215H208ZM60 217V216H59ZM85 217V216H84ZM96 217V216H95ZM105 217V216H104ZM159 217V216H158ZM182 217L185 219V220H187V222H189V223H191V222H193L192 220H194V217H193V215H192V217H191V215L190 214H188V211L186 212V215L184 214V215H182ZM201 217V216H200ZM204 217V216H203ZM27 218V217H26ZM130 218H132V217H130ZM193 218V219H192ZM207 218V217H206ZM105 219V218H104ZM108 219V218H107ZM164 219V218H163ZM169 219V218H168ZM195 219H197V216L195 217ZM203 219V218H202ZM59 220V219H58ZM162 220V219H161ZM166 220V219H165ZM232 220H234V219H232ZM263 220V219H262ZM18 221V220H17ZM27 221V220H26ZM109 221H110V219H109ZM21 222V221H20ZM87 222V221H86ZM105 222V221H104ZM103 222V223H104ZM108 222V221H107ZM162 222L164 223V221L162 220ZM202 222H203V220H202ZM209 222V221H208ZM232 222H234V221H232ZM84 223V222H83ZM235 223V222H234ZM40 224V223H39ZM82 224V223H81ZM106 224V223H105ZM104 224V225H105ZM187 224V223H186ZM194 224H196V223H194ZM193 224V225H194ZM205 224V223H204ZM233 224V223H232ZM86 225V224H85ZM98 225V224H97ZM96 225V226H97ZM170 225V227H172L173 228V230L175 231V229L176 228H178L177 227V225L175 224V223H170L169 224ZM203 225V224H202ZM83 226V225H82ZM87 226H89V224H87ZM180 226H181V224H180ZM198 227L200 226L199 225V223H198V225H197ZM42 227V226H41ZM49 227V226H48ZM84 227V226H83ZM92 227V226H91ZM98 227V226H97ZM201 227V226H200ZM229 227V226H228ZM46 228V227H45ZM160 228V229H159ZM186 228V227H185ZM192 228V227H191ZM197 228V227H196ZM208 228V227H207ZM233 228V227H232ZM39 229H40V227H39ZM51 229V228H50ZM95 229V228H94ZM181 229V228H180ZM231 229V228H230ZM43 230V229H42ZM158 230V231H157ZM169 230H171V228L169 229ZM195 230V229H194ZM227 230V229H226ZM90 231V230H89ZM178 231V230H177ZM179 231H181V230H179ZM193 231V230H192ZM197 231V230H196ZM200 230H198V232H199ZM223 231H225V230H223ZM43 232V231H42ZM44 232H45V230H44ZM48 232V231H47ZM228 233V236H230L229 234V230L227 231ZM81 233V232H80ZM102 233V232H101ZM168 233H169V231H168ZM187 233L188 234H190V231L189 230H187ZM194 233V232H193ZM197 233V232H196ZM225 233V232H224ZM1 234V233H0ZM44 235L46 234V233H43ZM43 234H42V236L40 237L41 239L43 238ZM51 235H52V233H50ZM92 234V233H91ZM142 234V235H141ZM163 234V233H162ZM177 234V233H176ZM182 234V233H181ZM184 234V233H183ZM188 234L186 235L187 237H188ZM199 234V233H198ZM197 234V235H198ZM231 234H232V232H231ZM110 235L112 236V235H114L113 237H110ZM139 235V236H138ZM140 235H141V237H140ZM144 235V236H143ZM225 235V234H224ZM37 236H38V234H37ZM80 236V235H79ZM160 236H161V234H160ZM172 236V235H171ZM182 236V235H181ZM17 237V238H18ZM39 237V236H38ZM175 238V237H174ZM182 238V237H181ZM16 239V238H15ZM37 239V238H36ZM46 239V238H45ZM138 239V240H139ZM172 239H173V237H172ZM226 239V238H225ZM19 240V239H18ZM38 240V239H37ZM123 240V239H122ZM171 240V239H170ZM176 240H177V237H176ZM187 240H188V238H187ZM1 241V240H0ZM27 241V243H29ZM41 241V240H40ZM39 241V242H40ZM45 241V240H44ZM55 241V240H54ZM93 241V240H92ZM179 241V240H178ZM185 241H186V239H185ZM193 241V240H192ZM8 242V241H7ZM37 242V241H36ZM80 242V241H79ZM138 242V241H137ZM175 242V241H174ZM182 242V241H181ZM188 242V241H187ZM195 242H197V240L195 241ZM199 242V241H198ZM11 243V242H10ZM21 243V242H20ZM27 243H25L26 245H27ZM81 243V242H80ZM79 243V244H80ZM133 243V242H132ZM132 243H131V245H132ZM170 243V242H169ZM192 243V242H191ZM194 243V242H193ZM193 243H192V245H193ZM9 244V243H8ZM7 244V245H8ZM76 244H77V242H76ZM84 244V243H83ZM136 244V243H135ZM171 244V243H170ZM176 244H178L177 242H176ZM180 244V243H179ZM0 245H1V243H0ZM29 245H30V243H29ZM36 245V244H35ZM94 245H92V246H94ZM125 245V244H124ZM126 245H128V243L126 244ZM129 245H130V243H129ZM128 245V246H129ZM139 245V244H138ZM156 245H157V247H159L160 246V241L159 240H156ZM2 246V245H1ZM0 246V247H1ZM34 246V245H33ZM37 246V245H36ZM77 246V245H76ZM86 246V245H85ZM133 247H134V245H132ZM166 246H167V243H166ZM165 246V247H166ZM186 246V245H185ZM120 247V248H119ZM121 247H123L122 249H121ZM192 247V246H191ZM197 247V246H196ZM83 248V247H82ZM92 248V247H91ZM164 248V247H163ZM169 248V247H168ZM187 248V247H186ZM185 248V249H186ZM10 249H11V247H10ZM13 249V248H12ZM20 249V248H19ZM26 249V248H25ZM80 249V248H79ZM79 249H78V246H77V249H76V251H75V256L76 257H79V255H80V252H79ZM90 249V248H89ZM93 249V248H92ZM144 249V248H143ZM159 249V248H158ZM173 249V248H172ZM182 249V248H181ZM194 249V248H193ZM193 249H191V251L193 250ZM36 250V249H35ZM102 250V251H103ZM118 250L120 251V252H118ZM171 250V249H170ZM179 250H180V248H179ZM206 251H207V249H205ZM7 251V250H6ZM12 251V250H11ZM33 251H34V249H33ZM87 251V250H86ZM93 251V250H92ZM103 251V252H104ZM129 251V252H128ZM173 251V250H172ZM201 251V250H200ZM4 252V251H3ZM18 252H19V250H18ZM25 252V251H24ZM26 252H28V251H26ZM94 252V251H93ZM103 252H102V254H103ZM128 252V253H127ZM186 252V251H185ZM205 252V251H204ZM209 252V251H208ZM6 253V252H5ZM9 253V252H8ZM26 253H23V255H25ZM162 254H163V252L162 251H160V250H157L156 252L155 251H153L152 252V254H151V256H150V258H161L162 257ZM186 254V253H185ZM196 254V253H195ZM200 254V253H199ZM202 254V253H201ZM22 255V254H21ZM190 254H188L187 256L188 257H190L189 256ZM127 256V255H126ZM166 256V255H165ZM175 256H176V254H175ZM186 256V255H185ZM201 256V255H200ZM13 257H15L14 255H13ZM173 257H174V255H173ZM187 257V258H188ZM193 257H194V255H193ZM205 257V256H204ZM166 258V257H165ZM10 259V258H9ZM13 259V258H12ZM17 259V258H16ZM15 259V260H16ZM21 259V258H20ZM20 259H18V263L19 264H21V261H19ZM38 259V258H37ZM205 259V258H204ZM14 260V259H13ZM116 260H118V258H116ZM160 262H161V260H159ZM187 261H189V260H187ZM10 262V261H9ZM14 262V261H13ZM31 262V261H30ZM159 262V263H160ZM205 262V261H204ZM18 263H15V264H18ZM158 263V262H157ZM164 263V262H163ZM172 263V262H171ZM180 263V262H179ZM190 263V262H189ZM206 263V262H205ZM27 264V263H26Z\"/></svg>",
  "mask_w": 264,
  "mask_h": 264
}]
</instances>
